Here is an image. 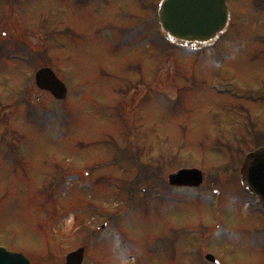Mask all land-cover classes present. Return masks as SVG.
Segmentation results:
<instances>
[{"label":"rangeland","instance_id":"374dc122","mask_svg":"<svg viewBox=\"0 0 264 264\" xmlns=\"http://www.w3.org/2000/svg\"><path fill=\"white\" fill-rule=\"evenodd\" d=\"M106 1L0 0V247L31 264H65L80 248L85 264H190L199 250L264 264V215L239 181L240 161L264 145V0H229L230 27L201 57L159 41L161 0ZM132 58L147 77L126 100L115 90L136 77ZM46 67L66 101L39 90ZM251 95L261 101L237 100ZM181 167L207 183L171 190ZM143 180L160 185L155 199L129 191Z\"/></svg>","mask_w":264,"mask_h":264},{"label":"water","instance_id":"95a60500","mask_svg":"<svg viewBox=\"0 0 264 264\" xmlns=\"http://www.w3.org/2000/svg\"><path fill=\"white\" fill-rule=\"evenodd\" d=\"M160 22L168 39L191 48L213 44L229 21L226 0H164L160 7ZM37 84L58 99L66 98V87L48 69L37 74ZM245 191L255 197L264 208V148L248 155L240 172ZM204 174L197 170H180L169 176L174 187H198ZM83 250L68 256L67 264H81ZM0 264H30L28 259L0 249Z\"/></svg>","mask_w":264,"mask_h":264},{"label":"flooded vegetation","instance_id":"af4514ba","mask_svg":"<svg viewBox=\"0 0 264 264\" xmlns=\"http://www.w3.org/2000/svg\"><path fill=\"white\" fill-rule=\"evenodd\" d=\"M4 47H5V46H4ZM3 82H4V83H3V85H2V86L6 88V80H4ZM0 99H1V98H0ZM0 103H1V101H0ZM0 141L6 145V140H5V137H4V138H2V139H0ZM1 142H0V143H1Z\"/></svg>","mask_w":264,"mask_h":264}]
</instances>
